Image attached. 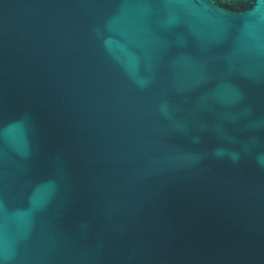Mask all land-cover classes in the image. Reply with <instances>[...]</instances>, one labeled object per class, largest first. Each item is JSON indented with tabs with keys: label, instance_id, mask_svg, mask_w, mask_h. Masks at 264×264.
I'll use <instances>...</instances> for the list:
<instances>
[{
	"label": "water",
	"instance_id": "obj_1",
	"mask_svg": "<svg viewBox=\"0 0 264 264\" xmlns=\"http://www.w3.org/2000/svg\"><path fill=\"white\" fill-rule=\"evenodd\" d=\"M0 264H264V0H0Z\"/></svg>",
	"mask_w": 264,
	"mask_h": 264
}]
</instances>
